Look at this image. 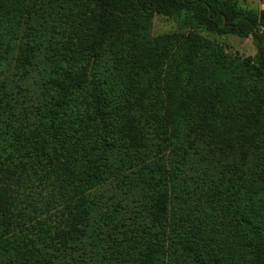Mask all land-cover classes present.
I'll return each mask as SVG.
<instances>
[{
  "label": "trees",
  "instance_id": "16d2710c",
  "mask_svg": "<svg viewBox=\"0 0 264 264\" xmlns=\"http://www.w3.org/2000/svg\"><path fill=\"white\" fill-rule=\"evenodd\" d=\"M44 1L0 0V264H223L213 230L264 264V7L80 0L54 49ZM155 13L187 28L149 38ZM125 31L152 57L114 75L100 53Z\"/></svg>",
  "mask_w": 264,
  "mask_h": 264
},
{
  "label": "rangeland",
  "instance_id": "374dc122",
  "mask_svg": "<svg viewBox=\"0 0 264 264\" xmlns=\"http://www.w3.org/2000/svg\"><path fill=\"white\" fill-rule=\"evenodd\" d=\"M10 1H13L12 5L20 6L21 9L26 4L30 3V0ZM233 1H235L236 5L241 10L252 11L255 13H258L264 7V0ZM67 3H70L71 6L73 5L72 9H77L79 3H82L84 6L87 4L80 0H45L42 5L45 9L44 14L43 16L39 14V16H41L40 20H43L42 17L46 18L44 25L39 28V32L48 37L52 45H55L54 49H57L56 46L58 47L59 44L67 40V38L74 39L71 35L72 33L67 30V27L71 25L69 22L73 17V14L70 16L68 14L72 11V9L67 8ZM60 17L61 20H63L61 21L62 23L59 20ZM149 24V38H157L165 33L181 32L187 28L181 24V17L165 16L159 13H155L153 15ZM193 30H196L208 39L219 43L225 54L236 56L239 59L248 56L252 57L257 52V48L253 44L251 37L241 38L230 33L217 34L214 32H208L202 27L193 28ZM129 38L128 33L125 31V33H114V35L108 36L106 41H104L103 48L100 53V62L104 65L107 71H111L114 75L117 72H124L130 63H133L136 66L143 65L146 60L152 57L151 53L147 51L144 46H138L135 50H133L131 48L132 43ZM140 49L142 52H139ZM126 57H128V59L124 61V58ZM121 64H124L125 66H120ZM253 133L256 136L257 145L259 146L260 151L264 153V108L262 109L259 119L253 128ZM205 231L210 232L211 228H206ZM217 231L220 232V236L218 241L214 243L213 248L219 257L220 262H223V264H246L248 259L246 249L235 245L236 239L232 237L230 232L213 230L210 232V235L212 232L214 234ZM244 238L245 237H240V244L244 241Z\"/></svg>",
  "mask_w": 264,
  "mask_h": 264
}]
</instances>
